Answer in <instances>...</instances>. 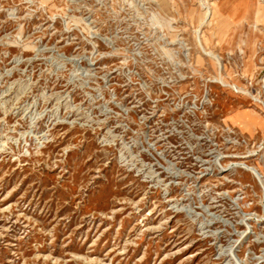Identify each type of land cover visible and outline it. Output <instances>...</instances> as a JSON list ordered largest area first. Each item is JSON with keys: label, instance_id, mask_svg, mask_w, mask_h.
<instances>
[{"label": "rangeland", "instance_id": "374dc122", "mask_svg": "<svg viewBox=\"0 0 264 264\" xmlns=\"http://www.w3.org/2000/svg\"><path fill=\"white\" fill-rule=\"evenodd\" d=\"M0 264H264V0H0Z\"/></svg>", "mask_w": 264, "mask_h": 264}]
</instances>
